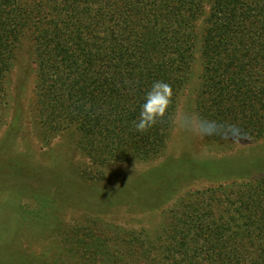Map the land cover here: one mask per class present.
I'll return each instance as SVG.
<instances>
[{
	"label": "trees",
	"instance_id": "16d2710c",
	"mask_svg": "<svg viewBox=\"0 0 264 264\" xmlns=\"http://www.w3.org/2000/svg\"><path fill=\"white\" fill-rule=\"evenodd\" d=\"M26 35L41 123L75 128L99 169L165 151L167 119L133 122L155 81L176 111L199 56L198 113L264 138V0H0V114ZM122 237L92 244L88 264H264V173L188 194L156 233Z\"/></svg>",
	"mask_w": 264,
	"mask_h": 264
},
{
	"label": "rangeland",
	"instance_id": "374dc122",
	"mask_svg": "<svg viewBox=\"0 0 264 264\" xmlns=\"http://www.w3.org/2000/svg\"><path fill=\"white\" fill-rule=\"evenodd\" d=\"M201 72L199 56L179 109L198 113ZM36 85L26 35L0 114V264H88L99 258L92 244L156 233L188 194L264 173V138H200L173 127L157 158L111 160L99 169L75 128L41 123Z\"/></svg>",
	"mask_w": 264,
	"mask_h": 264
},
{
	"label": "clouds",
	"instance_id": "9594fccd",
	"mask_svg": "<svg viewBox=\"0 0 264 264\" xmlns=\"http://www.w3.org/2000/svg\"><path fill=\"white\" fill-rule=\"evenodd\" d=\"M172 104L171 86L164 81H155L144 97L139 117L133 122L134 130L145 133L158 122L167 119L174 129L200 138L218 136L227 139L239 134L238 125L211 120L194 111L177 108L170 113Z\"/></svg>",
	"mask_w": 264,
	"mask_h": 264
}]
</instances>
